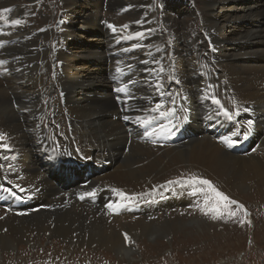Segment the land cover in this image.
<instances>
[{
    "label": "bare ground",
    "instance_id": "bare-ground-1",
    "mask_svg": "<svg viewBox=\"0 0 264 264\" xmlns=\"http://www.w3.org/2000/svg\"><path fill=\"white\" fill-rule=\"evenodd\" d=\"M13 1L0 0V9H12L7 13L9 21H21L18 25L7 22L8 27L0 29V61L6 62L0 64V125L10 141L3 157L6 160L15 157L13 160L24 172V187L38 190L44 206L23 213L0 207V252L16 248L19 243L35 245L39 237L54 235L73 247H99L132 258L134 247L127 244L125 233L132 241L178 235L184 232L183 228L194 230L187 220L194 223V216L208 213L202 194L197 192L202 199L196 197L193 184H190L192 189L174 185L166 189L170 191L160 185L185 167L216 181L226 191L257 186L259 193L264 192V0H202L207 27L198 30L207 40L205 50H196L188 36L187 44L184 39L170 41L161 33L151 32L157 22L149 0H63L61 8L67 17L64 14L51 22L49 13L44 18L45 22L49 21L44 25L47 28L42 25V29H35L25 19L29 11L21 3L27 0H18L15 5ZM192 7L187 2L173 9L191 16ZM103 19L108 20L105 31L99 26ZM55 23L59 25L57 29L53 27ZM108 25H114L116 31ZM89 27L93 33H99L84 42L81 37ZM138 32L143 35L137 36ZM46 33L49 34L46 40L39 37ZM37 37L51 46L57 68L44 62L37 66L38 55L26 59V54L32 51L24 46V40L31 39L32 43ZM120 39L124 42L115 50L113 45ZM15 43L18 47L4 49ZM171 43L175 44L174 49ZM109 45L113 46L112 50L107 49ZM143 46L153 48L144 51ZM127 50H131L129 55L120 56ZM114 52H118L116 57H107ZM206 53L213 64L211 68L221 74L216 76L214 70L208 73L202 61V54ZM108 68L109 74L113 71L118 79V88L124 87L125 82L136 88L124 97L113 94ZM125 68H131L132 72L123 78L121 72ZM49 88L59 99L55 105L45 101V91ZM179 90L187 95L194 118L204 108L206 94H211L230 112L250 110L251 121L258 131L256 148L249 153L234 154L216 143L209 133H203L196 121L191 127L199 135L177 144L135 140L134 135L140 132L128 134L127 126L114 117L120 109H125L130 118L128 126L133 131L138 123L132 116L136 119L145 109L157 104L169 107ZM47 105L54 108L59 120L60 114L67 117L70 137L64 145L66 152L75 148L86 152L87 157L94 155L109 164L101 172L92 169L91 180L80 188L69 177L61 189L57 187L54 181L62 180L58 179L60 174H53L40 155L42 143L51 139L48 127L40 124ZM72 169L76 174L77 169ZM105 187L114 200L124 202L113 189L131 190L139 196L127 200L125 210L120 209L117 214L109 213L102 205L91 206L76 198V194ZM180 192H185L183 197H174ZM156 205L162 206V210L149 215L143 213ZM195 222L196 225L199 221Z\"/></svg>",
    "mask_w": 264,
    "mask_h": 264
},
{
    "label": "rangeland",
    "instance_id": "rangeland-1",
    "mask_svg": "<svg viewBox=\"0 0 264 264\" xmlns=\"http://www.w3.org/2000/svg\"><path fill=\"white\" fill-rule=\"evenodd\" d=\"M16 1L18 0L13 1L12 3L14 4ZM28 1L31 0L22 1L23 3L21 4L28 8L29 14H26L27 16L25 15V19L32 22V27L35 29H42V25H47L49 21L54 22L57 17L64 14L65 17H67V12L64 13L61 8V6H64L63 0H35L33 3ZM187 2H189L194 9V11L191 12V16L189 14L177 12L173 9L180 4L185 6ZM202 2V0H149V5L154 15V21L157 22V26H153L154 30L151 32L155 31L157 34L161 33L170 41H176L178 38L181 41L184 39L185 43L188 42L189 37L196 50L198 48L203 49L207 40L204 39L201 30L198 29L207 27L204 24L207 15L201 7ZM50 9H52L53 15ZM49 13L51 14V17L49 21L45 22V15H48ZM125 13H127V10ZM44 27L47 28L46 26ZM53 27L57 29L59 27L58 23H55ZM97 28L99 27L97 26ZM92 31L93 30H90V27L89 30H85L81 40L85 42L90 36L99 33L95 31L93 33ZM151 32H147V34H150ZM224 32L227 34V31ZM48 35L49 34L47 33L46 35L41 34L39 37H43L42 39L46 40L49 37ZM39 37L32 39V43L31 39L24 40V46H28V51H32V54H26V59L38 55L37 66H40L42 62H44L45 65L52 64L53 68H57V66L54 65L55 55L54 52L51 51V46L42 43V40H40ZM15 38L18 39L19 36ZM165 38L163 39L166 41ZM21 45H23V43H21ZM171 46L174 49L175 44L171 43ZM13 47H18V45L16 43L13 45L10 44L4 49H11ZM148 48L153 47L150 46L145 49L143 46L144 51H147ZM114 49L117 50L119 47H114ZM198 52L199 51H195V54H198ZM171 57L175 58L174 56ZM157 60H159V57H157ZM202 61L204 62L203 64L206 66L208 73H212L214 70L216 76L221 74L218 69L215 70L214 68H211L213 67V64L212 62H209L208 53H206V55L202 54ZM157 70L160 71V69ZM59 74L60 72H58L57 80H59ZM210 80H212L211 77ZM218 86L220 87V83ZM51 90L52 88H49L45 91V101L55 105L59 102V99L54 96V93ZM60 108L62 109V106ZM44 109L46 111L43 113L40 124L45 125L44 119L46 116L50 115L52 117L50 121L59 120L54 114V108L51 105H47ZM231 112L234 113V111ZM58 122L61 123L63 128L67 129V131L69 130L68 120L64 114H60V120ZM47 129L49 132V128ZM59 130H61V127H59ZM0 132L4 135L6 144H8L10 141L7 132L1 125ZM68 133L69 135H64L65 138L70 137V132L68 131ZM192 174L202 177L198 175L196 171L191 170L189 167H185L178 170V172L169 175L160 185L163 184L166 190L174 186L166 185L165 183L168 181L187 183V178ZM207 179L210 180L209 178ZM210 181H212L213 185L226 196L243 204L248 212V216L245 217L243 211H237L235 205L231 206V210L237 212L234 217H229L227 211L224 210L221 217L213 219L214 213L207 211L208 213L206 216H194V223H190V221L187 220V225L193 226L190 228H193L194 230L183 228L184 232H179L178 235L173 234L169 237L161 238L157 236L151 239L142 237L143 239L136 238L132 241L128 240L127 244L134 247L132 258L118 256V254L111 252V250L108 251L99 247H83L81 249L79 246L73 247L72 245H69V242L63 241L58 236L53 235L52 237H42L40 235L41 237L38 238L37 244L35 245L19 243L16 248L0 252V264H264V210H262L264 209V192L259 193L256 190L257 186L252 187L249 190L238 191L233 189V191H226L221 184H217V182L213 180ZM175 185L177 187L189 186L191 189L193 188L189 183L184 186ZM193 186L195 188L206 187L203 185ZM261 188H263V185H261ZM156 189L157 188L153 190L156 191ZM124 192H126L128 197L139 196L132 193L131 190H124ZM200 193L205 198L206 194L203 192ZM194 194H196V197L199 199H202L201 195L197 192ZM123 201L127 202V200ZM242 219L245 221L243 224L240 223V220ZM196 220L199 222L195 225ZM200 226L202 228V233L200 232Z\"/></svg>",
    "mask_w": 264,
    "mask_h": 264
},
{
    "label": "snow or ice",
    "instance_id": "snow-or-ice-1",
    "mask_svg": "<svg viewBox=\"0 0 264 264\" xmlns=\"http://www.w3.org/2000/svg\"><path fill=\"white\" fill-rule=\"evenodd\" d=\"M12 11L11 8H2L0 9V21H4V22H10L12 24L18 25L21 23V21L19 19H13L11 21H9V17L7 15V13H10ZM110 28H112L113 31H116V27L114 25H108ZM124 28H127L128 25H123ZM137 36H141L143 35L142 33H136ZM6 63L5 61H0V64ZM117 71H119V69H117ZM117 92H124L126 91L125 87H121L116 89ZM213 102L216 104H220V101L213 98ZM162 107L161 104H157L156 105V109H160ZM174 111V109H169L167 112H161V115L163 116H167L170 113H172ZM224 115L227 116L229 119H232L233 116L232 114L225 109L224 110ZM125 119H128V117H125ZM185 119H187V117H185ZM248 124V129L251 130L252 126H253V121L249 120L247 122ZM176 128V125H172V124H168V125H162L161 128L159 129V131L157 129H152L150 132H146L145 135L146 136H153V135H157V134H161V133H165L168 135H175V132L173 131V129ZM245 139H247L248 133L245 132L244 133ZM5 137L3 134H0V140H3ZM224 142L228 145V147H232L236 141H233L229 138H224ZM153 143H155V141H153ZM2 147L4 148H8L7 144L2 145ZM5 159H7V157H4ZM13 159H15V157H13ZM179 181H168L169 184H173V183H178ZM187 183L189 184H193V185H203L206 187H197L194 189V191L196 192H203L205 193V207L207 208L208 212H212L214 213L213 215V219L219 218L223 215L224 210L227 211V215L229 217H234L236 216L237 212L236 211H232L231 210V206L235 205L237 211H243L244 216L247 217L248 216V212L245 209V206L241 203H239L236 200H233L231 198H229L228 196H226L223 192H221L220 190H218L212 183V181L196 176L195 174L190 175L187 178ZM2 187V186H0ZM17 187H19L17 185ZM4 192H7L9 195L16 197L17 193L15 191L12 190V188H3ZM20 191L23 192L24 189L20 188ZM113 192L116 193V195H118L121 200H131L134 197H128L123 191H121L120 189H113ZM94 196L95 195V190L92 192H88V193H84L80 196L81 199L84 198V196ZM20 198V197H17ZM121 204H109L108 208L111 209L112 211H116L119 207H121ZM245 221L242 219L240 220V223L243 224ZM250 223V221H249ZM125 236V240H129L130 238L128 237L127 233L124 234Z\"/></svg>",
    "mask_w": 264,
    "mask_h": 264
}]
</instances>
